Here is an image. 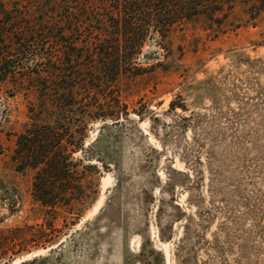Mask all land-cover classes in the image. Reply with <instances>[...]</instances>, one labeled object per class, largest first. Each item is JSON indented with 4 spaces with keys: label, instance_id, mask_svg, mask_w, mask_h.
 <instances>
[{
    "label": "rangeland",
    "instance_id": "1",
    "mask_svg": "<svg viewBox=\"0 0 264 264\" xmlns=\"http://www.w3.org/2000/svg\"><path fill=\"white\" fill-rule=\"evenodd\" d=\"M50 3L0 0V65L21 39L34 55L12 63L45 75ZM239 19L217 37L190 22L147 39L146 72L117 83L128 116L93 121L73 155L99 171L97 200L8 264H264V20ZM27 106L0 83V228L36 222L31 175L11 159Z\"/></svg>",
    "mask_w": 264,
    "mask_h": 264
},
{
    "label": "trees",
    "instance_id": "2",
    "mask_svg": "<svg viewBox=\"0 0 264 264\" xmlns=\"http://www.w3.org/2000/svg\"><path fill=\"white\" fill-rule=\"evenodd\" d=\"M49 6L59 8L61 23L45 21L52 63L40 81L38 71H20L12 63L13 57L22 61L34 55L23 50V40L14 42L15 55L1 58L0 83L11 81L14 93L28 103V121L16 135L11 159L17 173L31 175L30 212L36 220L0 228L5 264L51 244L61 233V219L66 226L97 200L99 171L73 155L84 150L93 121L128 116L117 83L121 76L146 72L138 59L148 38L157 34L164 42L175 27L190 22H200L217 37L237 28L236 17L264 20V0H61V6L51 0Z\"/></svg>",
    "mask_w": 264,
    "mask_h": 264
},
{
    "label": "bare ground",
    "instance_id": "3",
    "mask_svg": "<svg viewBox=\"0 0 264 264\" xmlns=\"http://www.w3.org/2000/svg\"><path fill=\"white\" fill-rule=\"evenodd\" d=\"M97 210V207H95V211Z\"/></svg>",
    "mask_w": 264,
    "mask_h": 264
}]
</instances>
